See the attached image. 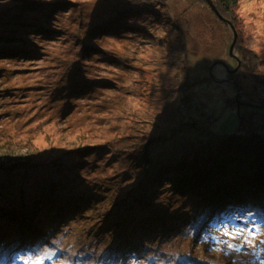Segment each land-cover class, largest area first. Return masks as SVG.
<instances>
[{
  "label": "rangeland",
  "instance_id": "rangeland-1",
  "mask_svg": "<svg viewBox=\"0 0 264 264\" xmlns=\"http://www.w3.org/2000/svg\"><path fill=\"white\" fill-rule=\"evenodd\" d=\"M42 1L51 6L28 11L24 1L0 0V211L30 210L25 207L29 200L45 192L55 205L36 223L40 231L54 235L44 239L38 234L39 242L27 250L18 245L8 264H28L38 257L43 264H149L155 254L161 264H264V215L257 213L264 207L257 208L248 196L246 208L233 209L225 225L224 217L214 218L204 209L200 215L191 210L194 226L180 224L184 211L178 206L185 202L190 208L187 200L196 195L169 188L166 181L153 185L149 179L160 166L154 154L167 158L171 152H165L160 140L148 143L147 153L136 144L150 127L164 133L192 124L178 111L180 89L206 105L209 118H215L206 128L215 132H242L256 122L253 117L259 115L252 104L259 94L264 96V0H239L233 53L231 26L205 0H168L166 16L172 24L158 25L151 18L132 22L153 39L142 31L93 33L126 0ZM47 25L54 32H41ZM86 46L89 53L82 61L78 51ZM4 49L19 52L2 54ZM246 52L255 54L250 62L242 57ZM230 73H236L238 83ZM236 104H243L239 108L250 119L239 117ZM217 139L213 144L222 137ZM189 148L182 153L177 148L173 155L185 158ZM142 195L149 197L146 203L139 200ZM82 200L87 207L70 216L86 218L68 219L65 206ZM54 212L65 215L59 223L51 222ZM152 214H161L163 225L173 228L166 233L165 247L159 244L160 229L152 234L138 230L143 224L159 226L147 218ZM24 217L0 215V250L6 251L3 241H17L15 225ZM225 227L232 236L223 234ZM118 228L124 230L120 244L136 242L134 236L141 234L147 247L118 257V250L108 247L122 232ZM249 229H259L258 234L248 236Z\"/></svg>",
  "mask_w": 264,
  "mask_h": 264
},
{
  "label": "trees",
  "instance_id": "trees-1",
  "mask_svg": "<svg viewBox=\"0 0 264 264\" xmlns=\"http://www.w3.org/2000/svg\"><path fill=\"white\" fill-rule=\"evenodd\" d=\"M20 1H24V3H22V6L24 5L26 7L25 10L28 11L35 10L38 7L43 9V7L51 6L50 4L43 3L44 1L42 0ZM205 1L209 4L207 0ZM212 1L214 4H217L216 7L218 6L219 12L224 16V19L222 20L229 24L231 28L232 24L236 28L237 16L234 11L239 5V0ZM122 3L123 2L114 7L115 10L112 14V19H110L107 23L104 22V27L102 24L97 32H94L92 30L94 34L100 35L111 32L119 35H125L127 33L130 34L133 32L142 31L141 34H144L143 36L146 39H153L154 36L147 29H145L144 27L135 26L132 22L145 21L146 19L151 18L152 21H154L158 25H164L167 23L172 24V21L168 20V17L166 16V10L168 9V0H139L137 3L131 0H126L124 3L126 5L122 9H120V7H122V5L120 4ZM67 4L73 3L68 1ZM209 7H211L210 4ZM55 11L56 9L54 8L48 16L51 18L50 15H52ZM121 14L124 15L123 19H120ZM48 27L49 26L47 25L45 28H41V32L45 34L54 32L49 30ZM175 28H177V26H175ZM34 46L36 47L35 51L39 52L40 46L37 42L36 44L34 43ZM96 50H98L97 47L95 48V51ZM2 52V54H14L19 51L15 49H4ZM24 52L25 54H27V51L24 50ZM85 53H89V49L87 46L83 47L82 49L79 48L78 57L80 60H84ZM252 56H255V54L252 52H246L244 55L242 54L244 61L247 60L248 62H250ZM113 62H118V60L113 58ZM244 64L245 63L242 60L241 66ZM235 75L230 73L229 78L238 83L237 79L234 78ZM173 90L175 89H172V91ZM179 91L183 93H181V95L179 96V98H181V106L178 104V111H180V113H184L182 115L184 119L186 118L187 121H193L192 124L187 125L186 128H182L180 126L174 130L168 129L169 131H165L164 133L160 132V128L158 129L150 127L147 129V133L146 135H144L142 142L136 144H139L140 149L144 148V152H146L145 149H147V145H149L148 143L153 142L154 140H160L159 143L166 147L165 152L167 151V149L171 152L167 155L168 159L158 157V155H156L157 153L154 154L153 159H155V161H159L160 166L154 167L155 171H153L154 173L152 176V180L149 179L153 185H162L163 182L166 181L165 184L169 185V188H171L172 186V188L176 191L186 192L188 194L194 193L196 195L194 197L188 198L187 200V204L190 206V208H187L185 202H183L184 204H182L181 206H178L180 211H184L180 215V224L185 223L194 226L195 222L191 220L190 215L191 210H194L195 214L200 215L203 209L207 212V215L211 213L214 218L224 217L225 219H223L224 221L222 222L224 223L229 219V214L233 209L243 210L244 208H246L247 205L245 206V204L248 203V201L246 200L248 196L253 199L256 206L260 205V207L263 208L264 201L261 197L264 195V96L259 94L258 101L252 104L254 105L253 111H255L256 114L259 115V117H253L256 122L252 125H248L247 127L249 128L243 129L242 132L218 133L210 128H206V125L210 124L207 123V121H212L213 119H215L213 117L209 118V116L207 115L208 112L206 109V105L191 91H184L181 89ZM240 98H243V96H241ZM241 105L243 104H236V107H238L239 117L241 119H245L246 115L241 112V108H239ZM247 106L252 107L250 105ZM246 119L250 118L246 117ZM132 137L133 135H129L127 138L132 140ZM218 137H222V139H220L216 144H213L215 143V140H218ZM187 146L191 147L189 149L192 152H189V155L184 156L185 158H182L181 154L178 152L176 155H173V152L176 151L177 148L181 152L182 149ZM144 155L146 154L143 153L142 159L143 161H145V163H147L145 166L147 172L150 166L147 162L148 158L144 157ZM1 182L2 181H0V183ZM1 191L2 189L0 188V192ZM44 194L45 192H42L36 198L29 200L25 207H29L30 210H26L23 206H21L18 207L19 214L8 209H2L3 211H0V215H4L5 217H9L10 215L15 217H18L20 215L25 216V218H23L25 219L23 222L21 221V223L15 225L18 230H25V233L19 234L18 232V239L15 243H11V241H3V245H5L6 251L0 250L1 264L9 263L11 257L9 253H13L17 249L18 245L23 246L21 250H27L29 248L28 246H35L37 241L31 237L33 236V232H35L37 235L44 234V239L51 238L54 235V231L49 230L47 232L48 229L40 231L36 223L39 221L41 223L42 218L48 217L51 209L55 205L54 198L50 195ZM146 197L147 195H142V198L139 200H142L144 203H146L147 199H149V197ZM201 197L203 198V200L201 199ZM220 200L222 201L220 202ZM81 202L83 203L81 204ZM81 202L79 205H76L72 202L70 205L65 206V208L69 207L70 209V211L68 212V219L72 220L73 218H86V216L83 217L82 214H74V217L70 216V213H81L82 211H84V209L87 207V203L84 200H82ZM202 202L204 203V206ZM63 209L64 208H62V210ZM215 212L216 216L213 214ZM263 212L264 211L260 208L257 209L258 214L264 215ZM54 213L55 214L50 217L51 222L59 223L60 220L65 216L60 212ZM160 215L161 214H152L147 216V218H152L157 222V225H159L157 228H150V230L148 227H146L145 224H143L141 226H138V230H145L149 234H152L153 232H156L157 229H160L159 232L161 234L164 233L163 237L161 238L158 235H155L158 239V242L161 238V242H159V244L165 247V243L168 241L169 237L168 235H166V233L173 228H171L169 223L166 224V222L164 224L166 226L165 227L160 221L161 219L158 218L160 217ZM152 216H154V218ZM26 222L28 223L25 224ZM35 225L38 229L32 228ZM223 225H225V223ZM110 228L116 231V228H113L112 224L110 225ZM120 230L122 232L117 234V236L114 237L111 243L108 244L110 250L113 248H116L118 250V257H129L133 252L141 251L147 247L146 243H143L141 241V234L134 236V238H136V242L125 241L120 244V242L124 240L122 236L124 230ZM16 235L17 234L14 231L12 234V239H14ZM84 256L85 255H83V257ZM87 256L88 253L85 258ZM157 257L158 254L153 255L150 259H147L148 263L161 264L160 258Z\"/></svg>",
  "mask_w": 264,
  "mask_h": 264
},
{
  "label": "snow or ice",
  "instance_id": "snow-or-ice-1",
  "mask_svg": "<svg viewBox=\"0 0 264 264\" xmlns=\"http://www.w3.org/2000/svg\"><path fill=\"white\" fill-rule=\"evenodd\" d=\"M259 229H257V231H252L251 229L248 230V236H252L255 237L258 234ZM243 232V230H236V235H240ZM223 234L225 236H232L233 233L230 232L227 227L224 228ZM246 242L251 244V240H248L247 237L245 238ZM229 248H232L233 245L232 244H228ZM28 264H43V258L42 257H38L35 260H31V258H29V262Z\"/></svg>",
  "mask_w": 264,
  "mask_h": 264
},
{
  "label": "water",
  "instance_id": "water-1",
  "mask_svg": "<svg viewBox=\"0 0 264 264\" xmlns=\"http://www.w3.org/2000/svg\"><path fill=\"white\" fill-rule=\"evenodd\" d=\"M208 2H209V4L211 5V7L214 9V11L218 14V16L221 18V19H224V16L219 12V10H218V8L216 7V5L213 3V1L212 0H207ZM232 28H233V30H234V40H233V43H232V45H231V47H230V51H231V53H233V50H234V47H235V45H236V42H237V40H238V32H237V30H236V28H235V26L232 24ZM235 71V70H234ZM233 71V72H234ZM225 264H229V263H225Z\"/></svg>",
  "mask_w": 264,
  "mask_h": 264
},
{
  "label": "bare ground",
  "instance_id": "bare-ground-1",
  "mask_svg": "<svg viewBox=\"0 0 264 264\" xmlns=\"http://www.w3.org/2000/svg\"><path fill=\"white\" fill-rule=\"evenodd\" d=\"M25 218V217H24ZM25 219H22V222L24 221ZM21 223V222H20ZM28 222H26L25 224H27ZM19 233H25V230L23 231L22 229H19L18 230ZM33 236H31L34 240H36L37 242H39L40 238L37 237V234L35 232L32 233ZM49 239V238H47ZM48 241H46L47 243ZM16 258V257H14ZM1 264V263H0Z\"/></svg>",
  "mask_w": 264,
  "mask_h": 264
}]
</instances>
